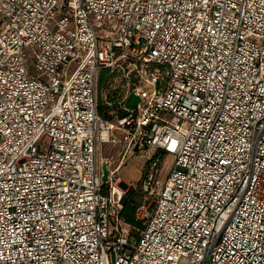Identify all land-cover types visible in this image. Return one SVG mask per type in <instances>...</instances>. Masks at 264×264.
Here are the masks:
<instances>
[{
	"label": "built area",
	"instance_id": "built-area-1",
	"mask_svg": "<svg viewBox=\"0 0 264 264\" xmlns=\"http://www.w3.org/2000/svg\"><path fill=\"white\" fill-rule=\"evenodd\" d=\"M0 264H264V0H0Z\"/></svg>",
	"mask_w": 264,
	"mask_h": 264
},
{
	"label": "rangeland",
	"instance_id": "rangeland-1",
	"mask_svg": "<svg viewBox=\"0 0 264 264\" xmlns=\"http://www.w3.org/2000/svg\"><path fill=\"white\" fill-rule=\"evenodd\" d=\"M127 90V82L124 79L122 73H114L110 76H107L102 83L99 79L97 91L99 108L103 109V106L106 105V97L109 98L110 96H114L115 99H121V97L127 92ZM115 136L117 143L107 142L100 143L98 145L97 158L98 164L101 167L103 166V164L108 163L111 164L112 169H114L121 159L122 146L120 143H118L120 135L115 134ZM147 161V157L144 156V153H136L132 155V157L130 156L126 159L124 166L118 172V176L121 177L122 182L127 185V191L122 198V202L125 203L129 196L133 197L136 203L140 201L138 189L134 188H138L137 186ZM172 164L173 158L171 156H168L163 163L162 172L165 174L172 167ZM130 233L132 234V237L136 239L137 235L139 234V230L131 228Z\"/></svg>",
	"mask_w": 264,
	"mask_h": 264
},
{
	"label": "trees",
	"instance_id": "trees-1",
	"mask_svg": "<svg viewBox=\"0 0 264 264\" xmlns=\"http://www.w3.org/2000/svg\"><path fill=\"white\" fill-rule=\"evenodd\" d=\"M107 73H108L107 71L102 72V74L100 76L101 78H99L101 83L104 81ZM106 109H107V106L104 105L103 109L100 108L99 111L103 114ZM104 117H106L105 114H104ZM131 191H133V190H131ZM138 192H139V198H140V201H141L142 194H141L139 189H138ZM140 201L138 203H136L134 201L133 197L129 196L127 201H125V203L123 204V208H122V211H121V215H122V217H124L126 223L128 225H130L131 228H135V229H137L139 231L141 230V224L139 223V221H137V219L135 217V211H136V208L139 205ZM131 236H132V234H131Z\"/></svg>",
	"mask_w": 264,
	"mask_h": 264
},
{
	"label": "water",
	"instance_id": "water-1",
	"mask_svg": "<svg viewBox=\"0 0 264 264\" xmlns=\"http://www.w3.org/2000/svg\"><path fill=\"white\" fill-rule=\"evenodd\" d=\"M131 97H132V101L127 104V108L129 110H134L137 107V105L139 104L140 99H139V97L135 96L134 94L131 95ZM102 170H103V178H102V180L104 182H106L107 179H108V176H109V171H108L107 164H103ZM122 186H123V188L127 187V185L124 184V183L122 184Z\"/></svg>",
	"mask_w": 264,
	"mask_h": 264
}]
</instances>
